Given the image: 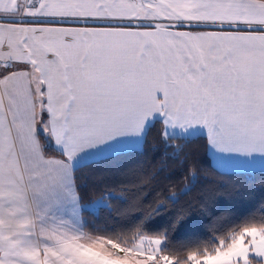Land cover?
<instances>
[{"label":"snow or ice","instance_id":"obj_1","mask_svg":"<svg viewBox=\"0 0 264 264\" xmlns=\"http://www.w3.org/2000/svg\"><path fill=\"white\" fill-rule=\"evenodd\" d=\"M0 264H264V0H0Z\"/></svg>","mask_w":264,"mask_h":264},{"label":"trees","instance_id":"obj_2","mask_svg":"<svg viewBox=\"0 0 264 264\" xmlns=\"http://www.w3.org/2000/svg\"><path fill=\"white\" fill-rule=\"evenodd\" d=\"M193 147L195 149H197L200 159H202V160L205 159V147H204L203 140L198 141L196 144L193 145ZM145 159H147L150 163H154L153 155L151 153H148V155L146 156ZM169 165H170V167L174 166V165H172V162H169ZM145 166L147 167V165H145ZM167 175H168L167 172L163 173V176H167ZM209 176H212L213 178H215L217 180L222 179L221 177L215 176L213 173H211V171H209ZM224 179H226V178H224ZM201 194L202 193H201L200 189L198 188L196 191H194L188 197H186V200L194 199L195 197H197ZM181 204L183 205L184 201H182Z\"/></svg>","mask_w":264,"mask_h":264}]
</instances>
